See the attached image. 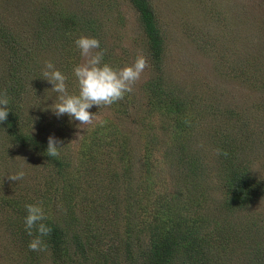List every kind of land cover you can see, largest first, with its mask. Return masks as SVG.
<instances>
[{"label": "trees", "instance_id": "obj_1", "mask_svg": "<svg viewBox=\"0 0 264 264\" xmlns=\"http://www.w3.org/2000/svg\"><path fill=\"white\" fill-rule=\"evenodd\" d=\"M51 1L32 16L34 29L29 27L30 16L25 19L34 40L12 36L0 15V52L6 50L7 61L0 93L9 99L10 110L0 123V139L29 152L28 159L41 163L36 170L42 175L30 178L26 167L27 181L8 183L9 175L21 171L19 161L0 172V229L5 236L0 264H212L214 233L221 225L210 214L213 194L216 209L226 215L264 197V178L244 163L242 152L248 148L234 133L238 112L225 110L230 125L226 120L221 126L201 127L213 118L208 114L212 105L161 79L166 42L155 9L150 0H128L137 13L153 72L143 84L147 118L140 131L146 136L131 142L112 120L96 122L72 136L65 116L55 128L38 108L27 113L25 96L46 86L44 67L36 58L41 49L51 47L50 40L59 45L54 55L61 56L64 65L59 70L74 94L72 70L80 57L73 41L81 35L103 39L93 0H81L74 9H66L61 0ZM262 21L264 27V16ZM229 63L233 76L227 75L254 89L264 87L256 71L240 62ZM129 102L120 103L117 110ZM44 127H54L52 137L60 147L56 156L47 152L49 137L37 132ZM206 150L214 157V170ZM29 203L43 206L44 223L52 229L44 237L43 251L28 246L33 238L24 227Z\"/></svg>", "mask_w": 264, "mask_h": 264}, {"label": "rangeland", "instance_id": "obj_2", "mask_svg": "<svg viewBox=\"0 0 264 264\" xmlns=\"http://www.w3.org/2000/svg\"><path fill=\"white\" fill-rule=\"evenodd\" d=\"M45 2L52 3L51 0H0V15L3 23L8 25L11 35L34 40L32 30L25 27V21L28 19L29 27L33 26L34 29L36 26L32 16ZM150 2L155 9L166 42V55L162 64L164 72L160 75L161 79L175 85L179 90L183 89L201 97L204 105H212L213 110H209L208 114L213 118L210 117L207 122L203 121L201 127L204 123L221 126L226 120L230 125L225 110H236L238 116L233 118L234 133H238L240 137L238 142L248 148L246 152H242V159L244 163H249L256 176L264 178V87L254 89L243 81L231 77L232 68L229 67V62H240L248 69L256 71L257 74L252 73L264 80L262 21L264 0H150ZM80 3L81 0H61V5L66 9L80 7ZM92 3L97 7L102 24L103 39L100 45L105 47V62L114 67H123L132 64L137 56L143 55L148 66L134 84L132 93L126 94L123 99L111 106L102 105L90 110L95 113L91 124L78 128L76 127L78 122H69L67 116L64 120L69 123L67 129L71 130L72 136L96 122L112 120L133 142L146 136L145 130L140 131L142 123L147 118L144 111L146 101L143 97V84L153 72L145 48V37L139 26L137 13L128 0H93ZM50 42L51 47H47L48 50L41 49L36 61L43 67L45 61H51L57 69H61L64 65L63 60L61 56L56 58L54 55L59 45L51 40ZM45 53L48 54V58L42 55ZM63 54H67L66 50ZM78 56L80 57L78 64L84 63L85 58L80 56L79 51ZM5 58L6 50L4 53L0 52V79L2 72L6 71ZM228 72L231 76L227 75ZM45 83L42 91L28 93L23 103L26 104L27 113L38 108L41 117L57 128L61 117L57 118L50 108L55 102L56 94L50 91L51 85L47 81ZM74 85L73 91L77 92L76 82ZM127 99L132 101L129 102L131 104L122 111L117 110L118 105L126 103ZM244 113H247L248 117ZM240 118L245 119L240 122L238 120ZM53 128L44 127L37 132L42 137H50L54 135ZM6 144L0 139L2 167L0 172L11 167L9 165L15 161H19L21 164L16 166L24 175H27L26 172L30 169V178L42 176L36 170L41 166L36 158V161L28 159L29 152ZM206 153L209 155L207 150ZM211 158L214 157L209 155L210 168L214 170L215 165ZM24 175L20 180L27 181L28 177ZM7 182L15 184L16 181L8 179ZM209 185L214 187V184ZM212 201L211 204L214 206L211 207L210 214L221 224L219 231L214 233L217 245L212 264H263L264 197L245 208L232 211L231 215L219 213L221 210L216 209L218 201L214 194ZM4 237L0 229V245L5 242Z\"/></svg>", "mask_w": 264, "mask_h": 264}, {"label": "clouds", "instance_id": "obj_3", "mask_svg": "<svg viewBox=\"0 0 264 264\" xmlns=\"http://www.w3.org/2000/svg\"><path fill=\"white\" fill-rule=\"evenodd\" d=\"M74 46L79 50L80 56L85 58V62L73 67V75L78 91L70 94L67 85V76L56 68L53 62L45 61L42 69L43 80L51 85L50 91L56 94L55 102L50 107L52 113L57 117L67 116L69 122L76 123L80 128L91 124L95 113L90 111L93 107L111 106L123 99L126 94L134 90V84L140 79L141 74L148 66L143 55L137 56L130 65L114 67L104 62V51H94L100 49V41L95 37L79 36L74 41ZM9 99L6 94L0 93V123H3L10 112ZM59 141L50 136L48 138L47 152L50 156L58 155ZM218 154L222 150L217 149ZM23 171L11 174L7 179L19 181L23 178ZM26 215L24 217V227L27 234L33 237L29 242V249L32 251L45 250L44 237H47L52 229L44 223L46 213L39 203H29L25 205ZM35 231V235L33 234Z\"/></svg>", "mask_w": 264, "mask_h": 264}, {"label": "bare ground", "instance_id": "obj_4", "mask_svg": "<svg viewBox=\"0 0 264 264\" xmlns=\"http://www.w3.org/2000/svg\"><path fill=\"white\" fill-rule=\"evenodd\" d=\"M196 36V35H195ZM210 37V36H209ZM214 40V39H213ZM194 44V43H193ZM215 44V43H214ZM223 47V46H222ZM207 49V48H206ZM210 50V49H209ZM226 51V50H225ZM201 54V53H200ZM232 56V55H231ZM247 63V62H246ZM232 64V63H231ZM222 65V64H221ZM236 67V66H235ZM227 68V67H226ZM237 69V68H236ZM248 69V68H247ZM252 93V92H251ZM198 221V220H197ZM195 224V223H194ZM205 233V232H204ZM211 238V237H210ZM209 247V246H208Z\"/></svg>", "mask_w": 264, "mask_h": 264}]
</instances>
